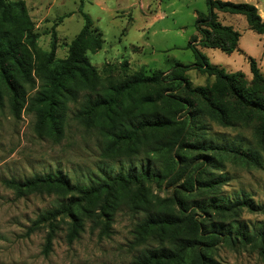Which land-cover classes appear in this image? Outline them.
Returning <instances> with one entry per match:
<instances>
[{"label":"rangeland","instance_id":"374dc122","mask_svg":"<svg viewBox=\"0 0 264 264\" xmlns=\"http://www.w3.org/2000/svg\"><path fill=\"white\" fill-rule=\"evenodd\" d=\"M255 5L264 19V0H232ZM0 11V30L15 32L32 63V82H23L25 99L16 114L12 109L14 94L0 77V264H135L146 251L170 248L182 230H149L138 234L148 216L171 212L182 216L176 204L174 188L145 182L104 194L94 205L82 201L77 193H64L46 188L19 194L8 182H26L38 176L61 174L72 183L90 185L97 179L119 172L137 171L150 166L160 170L166 154L161 148L165 136L159 130H145L130 146L111 144L101 128L87 124L77 114L91 93L74 90L77 98L65 96L62 136L39 131L36 97L47 83V74L57 61L68 56L72 41L85 25L84 14L91 18L92 41L83 44L85 53L96 68L100 86L95 96L107 87L137 72L146 75L156 70L169 71L176 63L192 65L196 56L189 43L201 38L197 20L207 14V0H5ZM218 22L230 25L240 34L238 51L228 54L220 49L199 50L211 64L227 73L240 72L250 82L253 78L249 58L256 60L264 74V34L251 30L245 16L216 11ZM128 62L124 67L123 63ZM193 87H210L215 77L197 69L184 73ZM161 90L143 88L135 97ZM162 101L145 109L162 111ZM201 144L229 146L233 151L183 150L192 161L208 168L202 189L187 195L194 200L232 204L249 199L252 207L233 210L196 211L195 217L224 230L233 228L234 241L223 239L207 251L212 264H264L258 243L235 239L236 229L249 233L264 229V136L257 114H230L228 124L208 113L203 104ZM234 150L255 154L259 163H248ZM215 186V187H213ZM212 192L213 195H208ZM78 198L82 205H76ZM73 203L70 212L64 208ZM58 213L49 216V213ZM185 213V215L189 214ZM74 214L81 222L77 237L69 241ZM108 224V231L104 225ZM51 249L44 252L48 235ZM224 238V237H223ZM174 264V263H173ZM176 264H194L193 255H185Z\"/></svg>","mask_w":264,"mask_h":264},{"label":"trees","instance_id":"16d2710c","mask_svg":"<svg viewBox=\"0 0 264 264\" xmlns=\"http://www.w3.org/2000/svg\"><path fill=\"white\" fill-rule=\"evenodd\" d=\"M7 5L0 0V11ZM208 12L197 20L200 33L199 45L220 49L228 54L238 51L241 34L230 25L218 22L216 11L229 12L245 16L251 30L264 34V19L258 8L246 2L232 0H207ZM86 20L82 31L72 41L68 56L57 61V67L47 74V83L38 93L35 101L38 105V129H47L49 135L60 138L63 124V102L65 96L77 98L74 84L79 89L89 90L91 93L100 86L101 79L96 68L87 57L83 44L92 41L100 47L99 38L94 37L91 18L84 14ZM198 39L194 38L188 45L196 56L192 65L176 63L169 71L156 70L151 75L143 72L134 73L121 81L107 87L103 92L92 96L85 95V102L77 116L87 124H97L103 133L109 137L112 145L123 143L130 147L145 130H159L165 136L161 139V148L166 154L164 166L160 170H153L150 166L137 171L119 172L114 176L97 179L90 185L72 183L67 177L59 174H47L30 179L26 182L9 181L8 184L16 188L21 195L28 191L41 189L57 190L64 193H77L82 201L94 205L104 194L111 196L117 189H127L131 185L143 186L145 182L155 181L168 188H174L176 204L181 209L182 216L171 212L153 214L147 217L138 234L140 236L149 230L174 229L182 230L179 237H174L175 243L170 248H160L146 251L145 256L135 264H176L185 255H193L194 264H212L207 251L218 245L223 239L234 241L231 237L233 228L224 230L209 225L207 220L195 217L196 211L203 213L208 209L233 210L235 207H252L249 199L224 204L216 201L194 200L187 195L202 189L205 184L215 185L216 181L206 180L208 168L201 161H192L190 156L182 153L192 146L199 150L220 149L233 151L229 146H215L201 144L203 124L199 108L204 105L205 110L224 124L230 121V114L249 112L259 117L261 131L264 136V74L261 72L254 58H249L253 78L248 82L240 72L227 73L223 68L211 64L208 58L199 50ZM124 67L128 62L123 63ZM32 63L27 55L22 41L15 32L0 30V77L14 94L12 109L18 113L25 99L23 82H32ZM191 69L203 71L215 77V83L210 87H193L184 73ZM161 90L157 98L153 94H143L138 97V90L143 88ZM162 101L168 108L156 112L145 109L156 101ZM248 163H259L255 154L247 150H234ZM215 187V186H213ZM208 195H213L208 192ZM75 200H79L76 198ZM76 205H82L74 201ZM73 203L64 208L70 212ZM189 214L185 215V213ZM60 212L49 213L56 216ZM72 227L68 233L69 241L74 240L81 229L80 220L71 214ZM108 224L103 231H108ZM235 239L249 243H258L260 253L264 256V229L249 233L246 228H237ZM52 234L48 235L44 249L48 253L51 249ZM224 237V238H223Z\"/></svg>","mask_w":264,"mask_h":264}]
</instances>
